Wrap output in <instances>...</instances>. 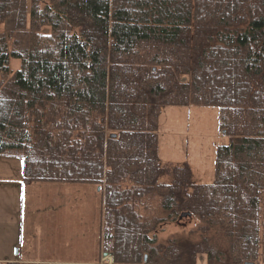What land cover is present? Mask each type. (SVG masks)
<instances>
[{
    "label": "trees",
    "instance_id": "16d2710c",
    "mask_svg": "<svg viewBox=\"0 0 264 264\" xmlns=\"http://www.w3.org/2000/svg\"><path fill=\"white\" fill-rule=\"evenodd\" d=\"M0 27V157L101 188L113 264H264V0H0ZM189 106L228 137L210 184L158 157L162 110Z\"/></svg>",
    "mask_w": 264,
    "mask_h": 264
},
{
    "label": "rangeland",
    "instance_id": "374dc122",
    "mask_svg": "<svg viewBox=\"0 0 264 264\" xmlns=\"http://www.w3.org/2000/svg\"><path fill=\"white\" fill-rule=\"evenodd\" d=\"M9 25L7 30L12 28ZM19 66V61H10L12 71ZM157 134L163 163L187 162L198 183H212L217 148L228 142L219 129L216 108H165L158 119ZM16 156L8 153L0 157V258L29 264H113L110 256L108 261L100 259L105 254L101 248V188L47 182L26 185L21 180L22 162ZM181 223L183 226L163 224L157 239L186 235L199 227L194 219ZM197 264H206L205 256H199ZM251 264L263 263L257 260Z\"/></svg>",
    "mask_w": 264,
    "mask_h": 264
},
{
    "label": "crops",
    "instance_id": "0c3cea01",
    "mask_svg": "<svg viewBox=\"0 0 264 264\" xmlns=\"http://www.w3.org/2000/svg\"><path fill=\"white\" fill-rule=\"evenodd\" d=\"M158 135V134H157ZM158 157H159V154H158ZM160 159V158H159ZM161 161V160H160ZM162 162V161H161ZM163 163V162H162ZM171 163V162H170ZM181 163H184V162H181ZM175 164H178V163H175ZM190 165V164H189ZM191 166V165H190ZM196 179V178H195ZM99 193H101L100 189H98ZM3 223L0 221V225H2ZM101 235H102V227H101ZM100 259H101V262L102 260L104 259L103 258V255L100 256ZM6 262H11V263H19V264H29V263H20L19 261H17L16 259H9V258H0V263H6ZM99 262L97 263H74V264H98ZM41 264H44V263H41Z\"/></svg>",
    "mask_w": 264,
    "mask_h": 264
},
{
    "label": "water",
    "instance_id": "95a60500",
    "mask_svg": "<svg viewBox=\"0 0 264 264\" xmlns=\"http://www.w3.org/2000/svg\"><path fill=\"white\" fill-rule=\"evenodd\" d=\"M112 137H114V136H112ZM190 215H188V214H183V215H181L180 217H179V221L180 220H182V219H185V218H188ZM108 255L107 254H103V257L105 258V257H107ZM110 257H112V255H110ZM248 264H250V263H248Z\"/></svg>",
    "mask_w": 264,
    "mask_h": 264
}]
</instances>
